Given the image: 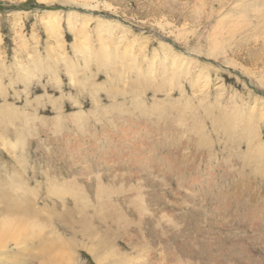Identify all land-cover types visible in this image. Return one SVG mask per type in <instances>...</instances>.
<instances>
[{"label":"rangeland","instance_id":"rangeland-1","mask_svg":"<svg viewBox=\"0 0 264 264\" xmlns=\"http://www.w3.org/2000/svg\"><path fill=\"white\" fill-rule=\"evenodd\" d=\"M257 20L264 0H0V186L36 212L0 213L5 259L264 264Z\"/></svg>","mask_w":264,"mask_h":264},{"label":"bare ground","instance_id":"bare-ground-1","mask_svg":"<svg viewBox=\"0 0 264 264\" xmlns=\"http://www.w3.org/2000/svg\"><path fill=\"white\" fill-rule=\"evenodd\" d=\"M53 15V14H52ZM56 15V14H55ZM58 15V14H57ZM61 15V14H60ZM263 17V16H262ZM49 18V17H48ZM76 19V18H75ZM260 19V18H259ZM258 19V20H259ZM70 20V19H69ZM256 20V19H255ZM258 20H257V22H258ZM68 21V20H67ZM76 21V20H75ZM260 22V21H259ZM259 22H258V24H259ZM59 23H60V18H58L57 16H55V17H53V18H51V19H49V20H47V21H45V24L47 25L46 27L48 28H50V29H56L57 28V25H59ZM261 23V25H260V27L262 26V24L264 23H262V21L260 22ZM82 24V23H81ZM80 24V25H81ZM69 25V24H68ZM258 25V26H259ZM263 26H264V24H263ZM262 26V27H263ZM254 27V26H253ZM48 28V29H49ZM81 28V27H80ZM80 28L78 29L79 31H80ZM83 29V28H82ZM254 30H255V28H254ZM258 30H260V29H258ZM81 31H83V30H81ZM255 32H257V31H255ZM250 33V32H249ZM241 34H243V33H241ZM257 34V33H256ZM263 34V33H262ZM246 35V34H245ZM180 37V36H179ZM251 38V37H250ZM258 38V37H257ZM242 38H240V40H241ZM79 40V39H78ZM247 40V39H246ZM76 43H78L77 41H76ZM75 43V44H76ZM238 43V42H237ZM212 44L213 45H215V47L213 46V48L215 49L216 48V43L215 42H212ZM218 44V43H217ZM78 45V44H77ZM76 45V46H77ZM250 45V44H249ZM73 46H75V45H73ZM79 46H81V44L79 45ZM218 46V45H217ZM82 47V46H81ZM218 47H220V46H218ZM224 48V47H223ZM230 48V47H229ZM85 49V48H84ZM224 50H226V49H224ZM231 50V49H230ZM256 50V49H255ZM86 51H87V49H86ZM116 51V50H115ZM96 52V51H95ZM101 52V51H100ZM200 52V51H199ZM92 53V52H91ZM224 53V52H223ZM222 53V54H223ZM230 53H231V51H230ZM110 54V53H109ZM233 54V53H232ZM108 55V54H107ZM114 55V54H113ZM112 55V56H113ZM121 55H122V53H121ZM227 55V54H226ZM93 56H94V54H93ZM111 56V57H112ZM116 56V55H115ZM114 56V57H115ZM118 56V55H117ZM221 56V55H220ZM97 57V56H96ZM119 58V57H118ZM256 58V57H255ZM68 59V58H67ZM70 59V58H69ZM120 59V58H119ZM248 59V58H247ZM86 60V59H85ZM64 61H65V59H64ZM232 61V60H231ZM116 62V61H115ZM119 62V61H118ZM234 62V61H233ZM236 62V61H235ZM72 62H70V64H71ZM122 63V62H121ZM227 63V62H226ZM66 64V63H65ZM229 64H231V63H229ZM238 64V63H237ZM68 65V64H67ZM133 65V64H132ZM66 66V65H65ZM113 67V66H112ZM132 67V66H131ZM242 67V66H241ZM50 68V67H49ZM67 68H68V66H67ZM64 69V68H63ZM70 69H72V67L70 68ZM132 70V69H131ZM65 71H66V68H65ZM263 71V70H262ZM67 72V71H66ZM68 73H71V72H69L68 71ZM264 73V72H263ZM161 74V73H160ZM264 75V74H263ZM256 76V75H255ZM260 77V76H259ZM122 78V77H121ZM261 81V80H260ZM81 83V82H80ZM261 83H262V81H261ZM82 84V83H81ZM264 84V83H263ZM82 85H84V84H82ZM81 87H83V86H81ZM255 101H257V102H259V103H262V104H264V101H262V100H255ZM137 104V103H136ZM253 107V106H252ZM248 108V107H247ZM136 109V108H135ZM249 109V108H248ZM138 110V109H137ZM162 110V109H161ZM253 110H255V109H253ZM129 112V111H128ZM143 112V111H142ZM156 112V111H155ZM104 113V112H103ZM158 118V117H157ZM160 119V118H159ZM77 120V119H76ZM122 120V119H121ZM237 120V119H236ZM246 121V120H245ZM180 122V121H179ZM80 123V122H79ZM176 123V122H175ZM182 123H183V121H182ZM195 123V122H194ZM197 124V123H196ZM199 124H201V123H199ZM198 124V125H199ZM74 125H76V124H74ZM121 125V124H120ZM182 125V124H181ZM251 125V124H250ZM129 126V125H128ZM180 126V125H179ZM202 126V125H201ZM248 126V125H247ZM137 127H139V126H137ZM225 127V126H224ZM223 127V128H224ZM222 129V128H221ZM249 129V128H248ZM250 129H252V128H250ZM80 130V129H79ZM106 130V129H105ZM104 130V131H105ZM122 131V130H121ZM108 133V132H107ZM139 133V132H138ZM222 133V132H221ZM106 134V133H105ZM109 136V135H108ZM208 137V136H207ZM112 139V138H111ZM135 139V138H134ZM205 139V138H204ZM207 139H209V138H207ZM133 140V139H132ZM203 140V139H202ZM222 141V140H221ZM134 142V141H133ZM115 144H120V142H114ZM113 143V144H114ZM128 143V142H127ZM130 143V142H129ZM132 143V142H131ZM205 143V142H204ZM208 143V142H207ZM137 144V143H136ZM121 145V144H120ZM135 145V144H134ZM257 145V144H256ZM123 146V145H122ZM130 146V145H129ZM133 146V145H132ZM135 147V146H134ZM222 147V146H221ZM130 148V147H129ZM125 149V148H124ZM134 149V148H133ZM132 149V150H133ZM131 150V149H130ZM128 151H129V149H128ZM111 175V174H110ZM117 176V175H116ZM96 179V178H95ZM14 180H16L15 178H14ZM50 180V179H49ZM55 180V179H54ZM13 182V181H12ZM12 182H6V184H4V186L1 184V188H0V205H1V214H3V215H10V214H12V213H17V214H19V212H23V214L25 213V214H28V215H33V214H36V212L35 211H33L32 210V208H31V205L27 202V200H28V198H26L25 197V195L28 193V188L27 189H25V186H24V188H22V184H18V183H12ZM203 182V181H202ZM56 183H58V182H56ZM205 183V182H204ZM59 184V183H58ZM8 185V186H7ZM62 185H64V184H62ZM68 185H70V184H68ZM18 187H20V188H22V190H23V192H19V190L17 191V189H18ZM72 187V186H71ZM50 188V187H49ZM57 188V187H56ZM65 188H66V186H65ZM47 189V188H46ZM63 189V188H62ZM68 189L69 190H71V188H69V186H68ZM73 189V188H72ZM13 190H15V191H13ZM60 190V189H59ZM65 190V189H64ZM67 190V189H66ZM104 190H105V188H104ZM113 190V189H112ZM116 190V189H115ZM47 191H48V189H47ZM56 191H58V188L56 189ZM72 191V190H71ZM111 191V190H110ZM114 191V190H113ZM19 192V193H18ZM67 192V191H66ZM66 192H63V193H66ZM76 192V191H75ZM20 193H23V194H21L20 195ZM37 193V192H36ZM77 193V192H76ZM106 193H107V190H106ZM62 194V193H61ZM67 194V193H66ZM69 194H71V192L69 193ZM68 195V194H67ZM64 196V195H63ZM114 196H115V194H114ZM76 197V196H75ZM80 197V196H79ZM85 198V197H84ZM83 198V199H84ZM144 198V197H143ZM75 198H73L72 200H74ZM77 199V198H76ZM82 199V200H83ZM63 200V199H62ZM78 200V199H77ZM76 200V201H77ZM85 200V199H84ZM96 200V199H95ZM101 200H102V198H101ZM97 201V200H96ZM111 201V200H110ZM77 202H79V201H77ZM81 202V201H80ZM66 203V202H65ZM73 204L75 203L74 201L72 202ZM83 203V202H82ZM81 204V203H80ZM91 204V203H90ZM103 204H104V202H103ZM113 204V203H112ZM77 205V204H76ZM93 205V204H92ZM95 205V204H94ZM93 205V206H94ZM97 205V204H96ZM101 205V204H100ZM82 206L84 207V205L82 204ZM90 207V206H89ZM106 207V206H105ZM80 208V207H79ZM84 208H86V207H84ZM95 209V208H94ZM99 209V208H98ZM81 211V210H80ZM98 211V210H97ZM109 212V211H108ZM83 213V212H82ZM81 213V214H82ZM63 214V213H62ZM61 214V215H62ZM113 216V215H112ZM84 217V216H83ZM89 217V216H88ZM62 218V217H61ZM74 218V217H73ZM61 222V221H60ZM41 223V222H40ZM43 223V222H42ZM66 223V222H65ZM69 223V222H68ZM88 223V222H87ZM67 224V223H66ZM86 224V223H85ZM62 225H64V224H62ZM0 226H1V222H0ZM3 226V225H2ZM87 227V226H86ZM68 228H69V230H71V232H73V233H75V232H79L80 230L76 227V224L74 225L73 224V222H70L69 224H68ZM51 230V229H50ZM84 231V230H83ZM88 231V230H87ZM55 232V231H54ZM54 234V233H53ZM83 234V233H82ZM80 235V234H79ZM15 238V240H16V237H14ZM92 239V238H91ZM45 240V239H44ZM40 241L38 240V243H39ZM91 242V241H90ZM41 243V242H40ZM54 243V242H53ZM50 240H48V241H46V242H44V243H42L41 245H40V247H37L36 246V252H37V254L36 255H31V256H29V257H27V258H20L21 256H18L17 254H11L10 256V258L12 259V260H10L9 261V259H5V257L7 256V255H5L2 251H3V249H2V247H3V245L2 244H0V264H32L33 262H35L36 260H40V259H45V261H42V262H37L38 264H44L45 262L46 263H49V264H56V262H55V260L58 258V256H57V252H54L55 253V255H54V257L52 258V259H49L48 258V256H49V254L53 251V247L54 246H52V244H53ZM91 244V243H90ZM98 245V244H97ZM90 246V245H89ZM69 247V246H68ZM96 248V247H95ZM34 249V248H33ZM92 249H94L93 247H92ZM92 249H91V251H92ZM63 254V253H62ZM108 255V254H107ZM178 259V258H177ZM123 260H121V262H122ZM225 261V260H224ZM246 261V260H245ZM124 263H126V262H124ZM123 264V263H122ZM224 264V263H223Z\"/></svg>","mask_w":264,"mask_h":264}]
</instances>
